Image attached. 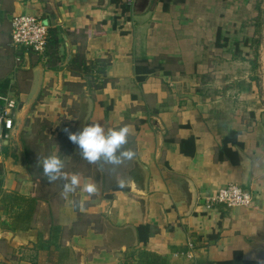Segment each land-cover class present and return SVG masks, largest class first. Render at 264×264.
Listing matches in <instances>:
<instances>
[{"label": "crops", "instance_id": "1", "mask_svg": "<svg viewBox=\"0 0 264 264\" xmlns=\"http://www.w3.org/2000/svg\"><path fill=\"white\" fill-rule=\"evenodd\" d=\"M119 1L131 11L117 0H0V94L18 102L13 136L0 141V264H123L131 249L167 264H219L237 252L240 264H264V22L259 66L241 53L264 0H186L169 11L157 0ZM19 14L50 27L43 55L13 44ZM75 57L89 75L71 66ZM139 58L169 72L139 82ZM97 121L130 126L133 160L113 169L80 157L64 129ZM231 131L240 132L239 164L218 158ZM183 140H193L188 153ZM51 154L81 176L67 200L63 181L49 183L39 166ZM248 170L250 206L207 207ZM89 181L99 189L91 197ZM145 224L153 233L143 242Z\"/></svg>", "mask_w": 264, "mask_h": 264}, {"label": "clouds", "instance_id": "2", "mask_svg": "<svg viewBox=\"0 0 264 264\" xmlns=\"http://www.w3.org/2000/svg\"><path fill=\"white\" fill-rule=\"evenodd\" d=\"M64 131L68 135V139L79 148L80 157L89 164L112 165L113 169L131 161L135 158L136 152L131 148H126L128 137L132 133V129L128 125L119 128H108L100 122H93L84 126L79 132H70L65 128ZM39 166H42L43 176L49 183L57 180L63 181L62 195L67 200L69 194L76 192L81 187V176L79 173L69 174L63 171L64 161L56 154H51L44 158L42 162L39 159ZM82 191L87 193L89 197L98 193L99 189L94 182H86L83 184ZM69 203H75L69 201ZM83 207V202L79 203Z\"/></svg>", "mask_w": 264, "mask_h": 264}, {"label": "trees", "instance_id": "3", "mask_svg": "<svg viewBox=\"0 0 264 264\" xmlns=\"http://www.w3.org/2000/svg\"><path fill=\"white\" fill-rule=\"evenodd\" d=\"M158 2H161L163 4V8L165 11H169L172 5L174 4H182L186 0H157ZM221 1V0H220ZM223 0L222 2H224ZM117 3L120 5L122 8V13L123 15L127 14L128 12L131 11L130 4L125 3L123 1L117 0ZM221 3V2H219ZM129 18V17H127ZM256 23V30L255 33L252 37L245 36L241 44L243 46H248L249 49H253L255 51V56L254 58L251 57L252 53L249 52H241L240 51V43L237 44V52L244 53L246 56L251 57L252 61L251 63L253 64L254 68H257L259 66V46L261 43V38H262V24H263V17H262V10H259L257 13L255 19ZM214 29L216 31V37L217 40L220 41L222 39V28L218 26L217 23L214 24ZM84 60L82 57L80 58H73L71 61V66L75 68H83L84 72H86L87 75L90 73V69L86 67V64L84 63ZM84 66V67H83ZM166 71V67L161 63L160 59H155L153 61H150L149 59L146 58H139L136 60L135 64V72L137 75V79L139 82H142L146 79L147 76L153 75L158 73L159 71ZM169 72V71H166ZM92 82V83H91ZM91 84H94L95 81H91ZM104 84V83H103ZM101 84V85H103ZM239 133L238 131H231L226 138L223 140V145L222 148L219 151L218 158L219 160H230L235 164H239L240 162V156L234 147H241L242 143L239 141ZM193 140L189 141H182L181 145L183 147V151L187 152L186 145L188 143H191ZM3 150L6 149V146H1ZM0 200L6 202L7 200V193L4 192L2 188V179H0ZM14 202V199H12ZM12 202V203H13ZM6 209V207H4ZM1 209V208H0ZM153 233L152 227L150 225H141L139 227V238L143 241L146 242L150 236V234ZM136 250L131 249L128 253L125 255V260L123 264H167V259L165 257L149 252L146 250H142L138 253V255H135ZM242 260V254L241 252L235 253V256L231 260L227 261H222L219 262V264H240V261Z\"/></svg>", "mask_w": 264, "mask_h": 264}, {"label": "built area", "instance_id": "4", "mask_svg": "<svg viewBox=\"0 0 264 264\" xmlns=\"http://www.w3.org/2000/svg\"><path fill=\"white\" fill-rule=\"evenodd\" d=\"M50 27L38 15L19 14L12 19L13 44L43 55L48 47ZM18 102L15 98L0 94V141L11 139L15 129V110ZM252 193L244 190L240 184L231 183L221 187L207 200V207L217 205L226 207H247L252 204Z\"/></svg>", "mask_w": 264, "mask_h": 264}, {"label": "water", "instance_id": "5", "mask_svg": "<svg viewBox=\"0 0 264 264\" xmlns=\"http://www.w3.org/2000/svg\"><path fill=\"white\" fill-rule=\"evenodd\" d=\"M15 131V129H14ZM14 133V132H13ZM8 141V140H6ZM250 179H251V172L250 170L247 171V176H246V181H244V183L241 185L242 188L248 192L251 193V182H250Z\"/></svg>", "mask_w": 264, "mask_h": 264}, {"label": "rangeland", "instance_id": "6", "mask_svg": "<svg viewBox=\"0 0 264 264\" xmlns=\"http://www.w3.org/2000/svg\"><path fill=\"white\" fill-rule=\"evenodd\" d=\"M262 17H263V22H264V13H262ZM263 25V24H262ZM261 42H262V38H261ZM261 47V43H260V46H259V49ZM250 53H252L251 57L254 58L255 56V51L253 49H249ZM260 53V52H259ZM12 138V137H11Z\"/></svg>", "mask_w": 264, "mask_h": 264}]
</instances>
